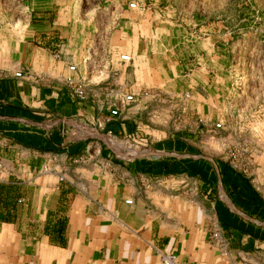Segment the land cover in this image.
Instances as JSON below:
<instances>
[{
  "label": "crops",
  "instance_id": "1",
  "mask_svg": "<svg viewBox=\"0 0 264 264\" xmlns=\"http://www.w3.org/2000/svg\"><path fill=\"white\" fill-rule=\"evenodd\" d=\"M82 1L0 0V264H264L246 12ZM241 144L247 173L226 160Z\"/></svg>",
  "mask_w": 264,
  "mask_h": 264
},
{
  "label": "rangeland",
  "instance_id": "2",
  "mask_svg": "<svg viewBox=\"0 0 264 264\" xmlns=\"http://www.w3.org/2000/svg\"><path fill=\"white\" fill-rule=\"evenodd\" d=\"M97 0H83L82 6L88 8L96 5ZM176 8H180L181 16L179 18L186 19L188 22L189 16L185 15L186 11L190 12L192 10L200 9L203 10L205 14L211 12L214 14L211 18L220 19L222 17L235 18L237 16L238 10L246 12L247 27L248 30L245 32V36L248 37L247 43L249 45L248 54L252 57L264 58V0H178ZM225 9V12L221 10ZM177 15V14H176ZM205 16V15H203ZM217 17V18H215ZM240 18H242L240 16ZM185 22V21H183ZM237 38L234 41L241 43L243 35L236 33ZM230 58H238V51L236 48L231 49ZM261 72V78L256 80L257 85L261 88V94L258 96L257 100L260 107L256 108L255 116L253 117L254 124H250L248 127H241L240 132H251L250 136L252 144H264V67L259 70ZM240 100L244 98V95L238 97Z\"/></svg>",
  "mask_w": 264,
  "mask_h": 264
},
{
  "label": "built area",
  "instance_id": "3",
  "mask_svg": "<svg viewBox=\"0 0 264 264\" xmlns=\"http://www.w3.org/2000/svg\"><path fill=\"white\" fill-rule=\"evenodd\" d=\"M129 7L135 8L136 3L135 2L129 3ZM120 59L123 61H127L130 59V57L128 55L122 54V55H120ZM68 69L70 72H74L75 66L69 65ZM19 75H20V73L17 72L16 76H19ZM65 81L67 84L70 85L73 94L77 98H79V99L85 98V86L83 85L82 82L75 81L71 76L66 77ZM147 93L148 92L144 91L142 95H147ZM134 97L135 96L133 94H128V95H125L122 98H120L116 104L109 105L108 108H109L110 116L117 115L119 109L125 107L127 104H129L131 101H133L135 99ZM216 127H220V124H217ZM262 148H263V152H264V144H263ZM249 158L250 157H249L248 148L244 144H241V145H238V146H235V147L229 149L227 151V154H226V160L230 164V166H232L234 169L239 170L243 173H247L249 171V168H248L249 167ZM60 179H61V177H60ZM193 189H195V190L197 189V185L195 183L193 184ZM127 202H129V201H127ZM211 237L213 239L219 238V232L218 231L212 232ZM159 256H160V260L163 264H176L175 263V256L173 254L160 253Z\"/></svg>",
  "mask_w": 264,
  "mask_h": 264
}]
</instances>
